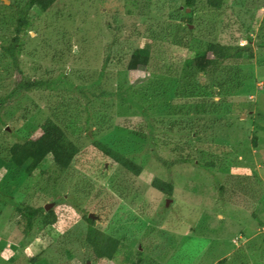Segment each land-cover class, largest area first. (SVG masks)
<instances>
[{
    "label": "rangeland",
    "instance_id": "obj_1",
    "mask_svg": "<svg viewBox=\"0 0 264 264\" xmlns=\"http://www.w3.org/2000/svg\"><path fill=\"white\" fill-rule=\"evenodd\" d=\"M2 1L10 3V0ZM184 7V0H62L46 16L32 7L30 16L36 17L40 32L29 31L21 37L25 50L18 61L23 73L31 77L47 78L64 70L74 83L95 79L102 47L108 41L98 34L102 32L105 17L101 12H106V19L118 29L117 43L126 51L151 43L146 36L149 25L164 27L173 37L171 39L179 42L178 45L166 40L151 43L152 69L165 68L163 63L166 62L178 64L191 56L194 46L204 43L206 38L230 45L248 41L255 57L249 62L245 59L239 63L225 62L229 73L224 71L221 78H228L226 98L234 102L231 114L218 117L190 114L186 118L167 115L166 98L157 105L159 112L154 113L151 121L155 126L151 142L141 140L135 132L142 126L139 117L131 116L136 110H128L115 94L119 84L123 86L135 79L143 81L139 86H145L150 68L140 67L125 74L119 69L121 65L108 63L97 88L112 92L94 97V106L88 107V111L78 90L60 99L63 103L58 110L52 109L59 101H54L55 90L53 93L32 90L11 98L8 106L18 104L20 107L13 109L6 105L5 120L0 123V192L11 197V201L8 198L7 202H2L4 198L0 200V264H84L85 260L88 264H216L220 259H224L221 264H264V130L255 129L253 122L256 112H264V50L255 46L264 36V0H224L217 11L207 8L204 0H196L193 22L189 23L193 36L185 29L186 20L169 18L177 9L181 15ZM61 9L69 10L72 17L63 13L64 17ZM186 10L191 12L189 7ZM55 13L59 17L61 14V23L72 33L74 41L85 35L91 42L84 47L83 53L75 50L78 54L73 64L68 60L66 66L60 68L52 65L48 58L32 54L31 49L38 43L36 39L51 35L52 27L44 29L42 25L45 20L55 18ZM12 25L13 20L7 12L0 18V43L9 40ZM16 78V74L5 75L0 65V96L10 90ZM239 81H242L241 86ZM174 105L179 108L181 103ZM100 114L106 116L112 128L104 134L105 139L139 162L143 166L140 174L135 175L104 158L91 146V137H97L96 130L100 127ZM86 115L90 118L88 130L79 125L74 129L66 128L67 123H83ZM48 117L62 125L69 137L81 146L75 161L68 168L60 169L46 160L42 174L36 170L24 181L16 179L17 172L6 176L9 163L2 158L1 149L19 136L37 137ZM162 117L166 125L176 122L179 128L176 131L185 122L194 123L200 141L191 139L186 151L193 158L213 161L214 165L206 169L180 163L167 169L158 162L153 151L163 157L179 152L171 149L173 145L165 144L162 138L167 135L165 126L161 128ZM5 128L9 129L6 130L8 134L4 133ZM253 135H256V144ZM173 138L181 139L178 134ZM214 174L228 186L224 197L214 185ZM225 174L231 175L228 180H223ZM244 175L252 178L245 182ZM156 177L171 179L177 194L165 196L157 183L152 184ZM244 184L248 185L240 194L238 186ZM12 201L33 206L53 201L49 209H55L57 220L42 228L35 225L26 233L24 221ZM83 214H91L100 231L123 244L112 258L104 257L96 262L87 259L83 247L87 222Z\"/></svg>",
    "mask_w": 264,
    "mask_h": 264
},
{
    "label": "trees",
    "instance_id": "obj_2",
    "mask_svg": "<svg viewBox=\"0 0 264 264\" xmlns=\"http://www.w3.org/2000/svg\"><path fill=\"white\" fill-rule=\"evenodd\" d=\"M61 1L62 0H10L9 4H5L0 0V18L8 12L13 20L12 35L6 43H0V65L2 66L5 75H17L15 83L10 90L0 96V123H3L5 120L4 109L6 105L8 106L10 104L11 98L14 99L17 94L32 90L44 89L49 90V92L52 93L55 90L54 101L55 99L59 101L53 104L54 106H52V109L54 110H58L60 104L63 103L60 99L66 98V96L72 94L73 91L78 90L85 99V108L86 111H88V107L94 106L92 104V99L94 97L99 98V96H104L112 92H109L104 88H97L104 68L111 62L121 65L119 69L125 74L130 71H135L140 67L146 69L150 68V72H148L150 75L145 77L148 81L145 86H139L143 81L135 79L133 82H126L123 86L122 84H119L118 91L116 90L115 92V94L118 95L119 100L122 103H125L128 110H136L137 113H133L131 116L139 117L141 119L142 126H139L135 131L140 136L141 140L144 139L151 142L152 138H154L153 128H155V126L151 121L154 120V113L159 112V110H156V108L159 107L157 105L162 104L166 98L168 101L164 107H167V115L175 114L186 118L189 117L190 114L194 116L205 115L209 117H218L221 116V114H231L234 102L228 101L226 98V94H228L227 90L229 88L227 81L228 78L227 76L221 78V76L224 71L225 74L229 73L224 67L225 62L239 63L242 59L248 60L249 62L255 57L252 45L248 41L244 44L230 45L220 44L213 38H206L204 43L202 42L201 44L194 46L191 56H186L178 64L174 62H166L163 63L165 68L161 67L159 70L158 68L152 69V66H150L151 52L149 50L152 44L165 40L170 41L172 45H178L179 42L171 39L173 37H170V35L165 32V29H163L164 27L159 25H149L146 29V36L151 40L152 44L146 43L142 47L134 46L126 51L125 48L122 47L123 45H118L116 40V32H118V29L112 26L111 22L106 19V12H101L105 17H103L104 20L102 22V32H99L98 34H101L102 38H105L108 41L106 42L107 45L104 44L102 47L99 72L95 79L92 78L91 81L89 80L85 83H74V81L69 79L70 75H67L64 70L63 72L58 71L47 78L37 77L35 75L32 77L25 75L22 69L18 66L19 57L25 50V44L21 37L27 35L29 31H33L36 34L40 32V29L35 23L36 17L33 19L30 16V10L32 7H36L40 14L46 16V14H48L52 8ZM204 3L207 8L217 11L223 6L224 0H204ZM184 6L181 15L178 14L180 9H177L175 11L177 14L172 13L169 18L171 20H186L185 29L191 36H193V30L189 28V23L192 24L193 22L192 12L196 6V0H184ZM188 7L191 8V12L189 13H187L186 10ZM62 9V14L65 13L68 18L72 17V14L68 13L69 10L64 11ZM55 15V18L45 20L42 25L44 29L52 27L51 35L49 37L45 36L46 38L42 37V39H36V41H39L38 43L35 41L36 44L32 45L31 49L33 52H31L32 54H40L41 58H48L52 65L60 68L65 67L68 60H71L70 63L73 64V58L78 54L76 51L83 53L84 47L91 44V42L85 37V35L78 37L74 41L72 33L68 31L66 25L61 23V14L60 17L57 13H55ZM78 46L80 48H78ZM113 46H115L114 49L116 50L114 52ZM255 46L258 49L264 50V36L255 42ZM163 52L162 54L164 55ZM154 75H157V77ZM241 82L242 81H239L240 86L242 85ZM93 88L94 91L91 90ZM215 88H217V91H215ZM95 89L100 90L96 93ZM181 89L182 91L180 92ZM135 95H139V98H134ZM217 95H219L218 99H215L214 97ZM178 103H181L179 108L174 105ZM187 105H189V107ZM8 107L17 109L20 106L17 104ZM97 112L99 111L97 110ZM100 118L101 119L98 121L100 122V127L96 130L97 137L92 135L90 140L91 146L95 147L104 158L133 172L135 175L140 174L143 166L139 162H136L131 156H128L121 150L115 148L112 141L109 143V141L105 139L106 136L104 134H108L107 132L111 131L112 128L107 124L109 121L104 114H100ZM165 120V118L160 120L161 128L162 125L165 126V132H167V135H164L162 138L165 141V144L170 143L173 145L171 149L179 152L175 156L170 155L173 157H163L156 155V152L153 151L155 159L158 162L167 169L180 163L201 166L206 169L208 166L214 165L213 161H201L200 159L193 158L191 153L186 151L191 139L200 141L199 130L194 123L189 125L185 122L181 126V129L176 131L179 129L176 126L177 123L172 122L166 125L164 123ZM89 122L90 118L86 115L85 121L83 122L85 123L84 125H82L83 123L76 125L67 123L66 128L71 127L74 129L75 126L79 125L85 130H88ZM253 122L255 129L264 130V112H256ZM113 127H115V125H113ZM6 130L9 129H4V133L8 134ZM102 134L103 136L100 137ZM175 134H178L181 139L173 138ZM192 134L194 135L193 138ZM98 136L100 138H98ZM185 136H187V138ZM252 139L253 143L256 144V135H253ZM80 150L81 146L69 137L62 125H60L54 118L48 117L37 137L32 139L31 136L29 137L28 135L19 136V138L17 140L15 139L11 144L4 146L1 149V153H4L2 158L9 163V167L6 170V176H11L15 174L14 172H17L16 179L24 181L29 176H33L36 170H39V173L42 174L45 170L44 163L46 160H50L60 169L68 168L75 161L76 155ZM215 176L214 185L217 186L221 197H224V191H229L227 188L228 186H225V181H221V173L220 176ZM230 176L231 175L227 174L223 175V180H228ZM243 177L246 179L245 182L252 178L249 175H244ZM239 178H241V175ZM160 179H158V177L154 178L152 184L155 185L157 183L156 186H158V189L161 190L165 196L174 197L177 194L175 183L171 179ZM247 185L248 184L238 186L239 189L237 191L240 194L243 193ZM18 186L20 185L17 184L16 187ZM19 188L20 187H18V189ZM22 189L24 190V188ZM4 195L5 194L0 192V200H2V198L5 200H2V202H7L6 198L11 201L10 196L5 195L4 197ZM226 198L228 199V197ZM11 203L15 211L24 221L26 233L35 225L42 228L55 223L57 220L55 209L45 210L42 205L33 206L24 202L12 201ZM227 212L229 213V211ZM83 218L87 222V230L85 232L83 243L87 259L96 262L104 257L112 258L115 251L122 247L123 244L121 241L119 242L117 239L100 231L94 225V220L89 214H83ZM259 223L261 224V222ZM33 260L34 257L31 261ZM223 262L224 259H220L216 264H221ZM84 264H88L87 260L84 261Z\"/></svg>",
    "mask_w": 264,
    "mask_h": 264
},
{
    "label": "water",
    "instance_id": "obj_3",
    "mask_svg": "<svg viewBox=\"0 0 264 264\" xmlns=\"http://www.w3.org/2000/svg\"><path fill=\"white\" fill-rule=\"evenodd\" d=\"M8 129V128H7ZM53 201H50V202H48V203H45L44 205H43V207H44V209L45 210H48L50 207H51V205H53ZM89 216L90 217H92V215L91 214H89Z\"/></svg>",
    "mask_w": 264,
    "mask_h": 264
},
{
    "label": "built area",
    "instance_id": "obj_4",
    "mask_svg": "<svg viewBox=\"0 0 264 264\" xmlns=\"http://www.w3.org/2000/svg\"><path fill=\"white\" fill-rule=\"evenodd\" d=\"M263 85H264V84H263ZM263 85H262V86H263Z\"/></svg>",
    "mask_w": 264,
    "mask_h": 264
}]
</instances>
